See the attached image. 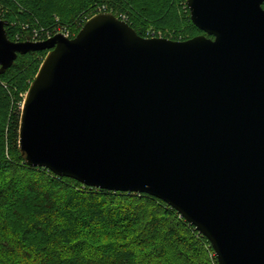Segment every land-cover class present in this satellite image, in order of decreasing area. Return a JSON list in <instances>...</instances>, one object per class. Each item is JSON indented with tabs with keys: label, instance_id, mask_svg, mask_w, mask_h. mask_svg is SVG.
Instances as JSON below:
<instances>
[{
	"label": "water",
	"instance_id": "95a60500",
	"mask_svg": "<svg viewBox=\"0 0 264 264\" xmlns=\"http://www.w3.org/2000/svg\"><path fill=\"white\" fill-rule=\"evenodd\" d=\"M264 0H186L204 35L143 38L110 12L77 35L14 43L0 75L46 52L21 109L23 162L145 194L207 239L217 264H264Z\"/></svg>",
	"mask_w": 264,
	"mask_h": 264
},
{
	"label": "trees",
	"instance_id": "16d2710c",
	"mask_svg": "<svg viewBox=\"0 0 264 264\" xmlns=\"http://www.w3.org/2000/svg\"><path fill=\"white\" fill-rule=\"evenodd\" d=\"M46 1L21 0V4L42 18L47 16L40 14ZM75 1L70 19L60 22H70L83 13L87 20L102 8L116 17L124 13L131 20L128 25L146 38L145 22L154 19L152 7L161 5L154 21H162L164 15L176 16L179 23H188L189 30L204 35L190 22L188 13L178 20V4L186 0ZM0 4L16 11L12 0H0ZM12 18L0 15L2 22H8L9 40ZM85 20L78 18L82 26ZM37 54L43 58L46 52ZM37 54L18 55L0 75V81L17 88L13 95L32 82L37 72L33 56ZM27 75L29 84L25 83ZM19 113L0 85L2 123L9 115L5 141V130L0 129V264H217L207 239L162 201L145 194L90 188L50 170L27 166L18 149Z\"/></svg>",
	"mask_w": 264,
	"mask_h": 264
},
{
	"label": "rangeland",
	"instance_id": "374dc122",
	"mask_svg": "<svg viewBox=\"0 0 264 264\" xmlns=\"http://www.w3.org/2000/svg\"><path fill=\"white\" fill-rule=\"evenodd\" d=\"M81 0H78V2ZM16 11H13L11 9H9L7 6L0 4V15L2 16H6V15H12V21H11V26L10 29H12L11 32V40L12 42L15 43V40L17 37L22 38L23 41L27 40V38H29L31 35L34 34V31H39L42 29H50L53 26L56 25H64L67 26V30L70 33L71 36H73L72 34H74L76 31L79 32V30L81 29V27L79 28L78 24V18L80 17L81 19L84 18V13L77 16L76 18H74L73 20H71L70 22H65L62 23L60 22V19H70V11L73 9V7H75L76 1L75 0H61L58 2H55V0H48V2L46 1V3L43 6V9H41L40 14L46 15L47 16H42L41 17H35L33 12H31V9L25 6L23 7V5L21 4V0H12ZM21 4V5H20ZM169 5V4H168ZM11 8V7H10ZM264 9V7H262ZM37 11H39L38 8H35ZM101 9V8H99ZM163 9V7L161 5L158 6H153L152 7V12L154 15H152L154 19H151L148 21H144L146 26L143 28V32H145V34L147 36H150V38H163L164 40H171V41H175V42H182L188 39H191V36L196 37L199 36L201 34H198L197 32H194L193 30H189V25L188 23H179L178 21H176V16L173 18L171 16H166L161 19L162 21L160 22H156L154 21L155 17H157V15H160V10ZM102 13V12H101ZM188 13L189 15V11L186 7V2H181L178 4V9L176 11L178 20H183V18H185L186 14ZM66 14L68 15V17H66ZM99 14V13H98ZM97 16V14H95ZM93 15V16H95ZM123 19H125V22H127V24L131 23L130 18H128V16H126L123 13ZM92 17V16H91ZM86 18V17H85ZM180 18V19H179ZM190 18V17H189ZM53 20V22L48 25V26H44V23ZM180 20V21H181ZM42 22L43 25H42ZM78 24H77V23ZM191 22V21H190ZM62 23V24H61ZM182 24V26H180ZM42 25V26H41ZM153 35V36H151ZM192 37V38H193ZM148 37V39H150ZM30 42V41H29ZM16 43H21V42H16ZM34 43V42H32ZM37 53H42V52H37ZM36 53V54H37ZM45 59V56L42 58L41 54H37L36 56H33V61L35 60V62H32L33 64H35L37 66V71L42 63V61ZM37 74V72H36ZM35 74V76H36ZM16 73H11V76H15ZM34 77H32V81L34 80ZM29 77V78H28ZM30 76L27 75L26 79H25V83L29 84L30 83ZM31 84V83H30ZM29 84V85H30ZM0 85L2 86V88L8 93V95L10 96V101L11 104L14 103L16 105V107H18V111L19 113V117L21 114V109L23 106V101L26 95V92L28 90V88L20 93H18L17 95H13V93L16 92V87L11 86L8 82L2 80L0 81ZM9 117V115H8ZM8 117L5 118V121L2 123V119H0V129L3 128L4 131V141L6 140V132H7V128H8V122L6 123V121L8 120ZM1 118V117H0ZM6 127V128H4ZM174 249V253L173 255L176 256L178 253H176V249ZM172 251V250H171ZM179 256V255H178ZM182 261V258L180 256L179 258V262Z\"/></svg>",
	"mask_w": 264,
	"mask_h": 264
},
{
	"label": "built area",
	"instance_id": "2783aa9c",
	"mask_svg": "<svg viewBox=\"0 0 264 264\" xmlns=\"http://www.w3.org/2000/svg\"><path fill=\"white\" fill-rule=\"evenodd\" d=\"M97 10L99 11L98 13H101V12L102 13H105V12H107V11H105V9H102V8L101 9L97 8ZM117 18L119 20L125 22V19H123V16L122 15H120ZM85 19L86 18L84 16V18L81 19V21H83ZM87 20H89V19H87ZM87 20H85V21H87ZM78 23H80V24H78ZM78 23L77 24H78V26L80 28L82 26L81 25V22L78 21ZM57 35H61V36H63L66 39H72V38L75 37L73 34H72L73 36L70 35V33L67 30V26H64V25H56V26H53L50 29L49 28L48 29H42V30H39L37 32L34 31V34L31 35L29 38H27V40H25V41H31V42H34V43L44 42V41L49 40V39H51V38H53V37H55ZM151 36H153V35H151ZM148 37L150 38V36H147L146 35V38H148ZM25 41H23L22 38L17 37L16 40H15V43L16 42H25Z\"/></svg>",
	"mask_w": 264,
	"mask_h": 264
}]
</instances>
